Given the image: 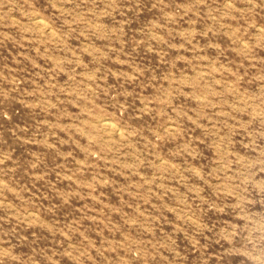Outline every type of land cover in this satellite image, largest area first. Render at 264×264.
<instances>
[{"label": "rangeland", "instance_id": "rangeland-1", "mask_svg": "<svg viewBox=\"0 0 264 264\" xmlns=\"http://www.w3.org/2000/svg\"><path fill=\"white\" fill-rule=\"evenodd\" d=\"M0 264H264V0H0Z\"/></svg>", "mask_w": 264, "mask_h": 264}, {"label": "bare ground", "instance_id": "bare-ground-1", "mask_svg": "<svg viewBox=\"0 0 264 264\" xmlns=\"http://www.w3.org/2000/svg\"><path fill=\"white\" fill-rule=\"evenodd\" d=\"M106 125H110V123L108 121L105 122ZM112 127V126H111Z\"/></svg>", "mask_w": 264, "mask_h": 264}]
</instances>
